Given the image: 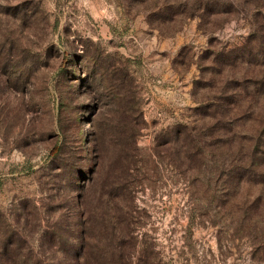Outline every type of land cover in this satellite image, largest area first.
Wrapping results in <instances>:
<instances>
[{"label":"rangeland","instance_id":"374dc122","mask_svg":"<svg viewBox=\"0 0 264 264\" xmlns=\"http://www.w3.org/2000/svg\"><path fill=\"white\" fill-rule=\"evenodd\" d=\"M215 1L0 0V264L71 241L92 176L131 201L124 264H264V161L211 117L262 102L243 44L264 0Z\"/></svg>","mask_w":264,"mask_h":264},{"label":"trees","instance_id":"16d2710c","mask_svg":"<svg viewBox=\"0 0 264 264\" xmlns=\"http://www.w3.org/2000/svg\"><path fill=\"white\" fill-rule=\"evenodd\" d=\"M217 1L213 5L219 4ZM228 6H231V8L222 7L215 11L210 10V14L208 15L238 12V9L233 8L232 4ZM254 13L261 15L258 8H256ZM203 15L201 14V16ZM261 18L263 22L257 23L255 29L247 35L243 49L250 55H253V57H258L261 66L264 67V15ZM239 58H241V55ZM248 82L256 87L255 94L251 98H261L262 102L260 105L254 101L242 105L237 101L231 100L226 105H213L215 106L214 113L211 117L214 119L216 125H219L222 119H226L228 125L232 124L237 127H242L243 124L249 123L251 130L249 134H244V142L242 141L239 145V150L242 147L249 149L250 160L247 163L260 164L264 161V158L259 156L256 159L252 155L255 151L259 155L263 153L259 147L264 139V68L258 79H251ZM235 96L233 94L231 98ZM231 131L232 137L229 140L232 141L237 132H234L233 129ZM217 142L218 140L214 144ZM238 179V181H242L241 177H238ZM114 190L117 189L113 184L104 189V184L99 182L98 178L96 179L93 176L88 178L86 184L79 186L77 207L80 214L76 235H72V240L69 241L68 239L70 238H67L64 232L60 230L52 231L48 235L42 234V236L49 238L54 247L51 255L42 258V252H33L31 248L26 247L24 248V253L21 254L23 258L21 264H124L121 260L122 251L120 249L123 242L120 238L130 239L127 249L129 253L133 254L135 249V242H133V237L131 236L133 230L127 227L126 232H122L121 237L116 238L118 232H116L115 218L118 219L122 212L124 219H120L119 221H125L126 225H128L126 217L131 213L132 207L131 201L129 204V198L126 196L122 198L124 204L125 201L127 202L126 208H119L120 203L115 194L118 191L114 193ZM254 243H256V247L264 249V246L261 245L262 241Z\"/></svg>","mask_w":264,"mask_h":264}]
</instances>
